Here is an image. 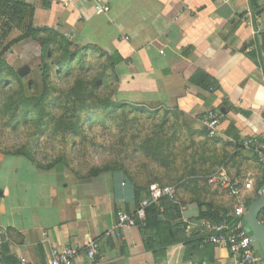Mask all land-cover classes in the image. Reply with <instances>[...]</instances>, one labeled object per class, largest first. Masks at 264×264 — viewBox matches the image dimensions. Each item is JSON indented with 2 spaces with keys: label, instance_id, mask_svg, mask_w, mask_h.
Returning a JSON list of instances; mask_svg holds the SVG:
<instances>
[{
  "label": "crops",
  "instance_id": "crops-1",
  "mask_svg": "<svg viewBox=\"0 0 264 264\" xmlns=\"http://www.w3.org/2000/svg\"><path fill=\"white\" fill-rule=\"evenodd\" d=\"M24 1L35 27L114 61L116 100L138 120L121 123L115 168L98 177L0 154L6 264H50L54 250L67 248L79 251L75 264H230L224 247L192 252L187 243L198 232L199 202L233 212L253 192L239 185L234 196L200 179L224 171L236 181L250 176L255 189L264 180L240 145L264 133V0H95L107 13L89 0ZM209 112L221 116L216 135L203 122ZM152 185L179 194L183 243L148 249L138 226L117 229L118 213L135 211L136 194L146 198ZM93 242L100 250L91 262Z\"/></svg>",
  "mask_w": 264,
  "mask_h": 264
},
{
  "label": "rangeland",
  "instance_id": "rangeland-1",
  "mask_svg": "<svg viewBox=\"0 0 264 264\" xmlns=\"http://www.w3.org/2000/svg\"><path fill=\"white\" fill-rule=\"evenodd\" d=\"M41 57V44L34 42L16 46L4 58L15 72L25 69V74L16 79L9 74L0 78V154L32 153L46 167L81 177H88L93 169L114 170L119 127L138 119L121 109L112 108L111 113L102 108L106 98L116 99L114 77L96 94L88 86L99 79L102 66L108 67L107 59L101 61L94 55L77 67L90 68L88 73L75 71L61 77L53 72L51 80L43 75ZM109 73L113 75L110 69ZM92 92L98 99L90 97ZM78 97L82 98L80 102ZM93 111L94 123L88 121L87 128L75 137L67 125L80 127L84 116ZM201 180L204 184L208 179ZM256 197L252 192L245 195L244 201L247 204ZM254 247L260 251L258 243Z\"/></svg>",
  "mask_w": 264,
  "mask_h": 264
},
{
  "label": "trees",
  "instance_id": "trees-1",
  "mask_svg": "<svg viewBox=\"0 0 264 264\" xmlns=\"http://www.w3.org/2000/svg\"><path fill=\"white\" fill-rule=\"evenodd\" d=\"M35 18V8L32 5L27 4L24 0H0V78L9 74L15 79L19 78L20 71L15 72L12 67H10L4 60L6 54L10 53L16 46L20 45L22 42L32 40L37 43L42 44V69L43 75L45 78H53V72L55 75H61V77L66 76L69 73H74L75 71H80L82 74L88 73V69H77L78 65L81 63L86 64V61L91 59L92 56L97 55L98 58L102 61L107 59L108 67L105 65L102 66V73L99 76V79L94 80V82H89L90 88L93 89V92L98 93L99 89L102 88L107 81H112L113 77L116 81V86L118 83L117 71L114 61L103 53H99V50L94 49L91 51L90 47H81L75 43L67 40L66 38L58 35L56 32L52 31L49 28H38L34 26ZM92 52L93 54H91ZM58 54L61 55L58 59ZM84 58V61L80 62V58ZM77 65V66H76ZM109 69L112 71L113 75L109 73ZM49 80V81H51ZM50 87V85L48 86ZM90 96L92 99H98L94 96V93ZM116 95V87H115ZM62 99V98H60ZM78 102L82 100L81 97H78ZM105 111L112 113V108L121 109L129 107L126 104L118 102L116 99L110 101L107 98L102 103ZM57 107L56 104H54ZM99 109V108H96ZM101 109V108H100ZM94 111L88 112L84 116V122L80 127L76 129L70 126V130L73 131V135L79 136L83 130H85L88 121L91 120L94 123ZM73 118L76 119V115H73ZM69 121L73 122L74 120L70 119ZM91 124L89 127L92 129ZM13 155H22L30 159L32 162L37 164L39 167L45 170H51V166L46 167L40 163L32 153H6ZM108 172L107 169H93L88 177H98L103 173ZM77 177L79 176L76 174ZM253 180V179H252ZM236 181V180H234ZM244 178L239 180V185L243 186L246 191H252L257 194L256 199L248 201L245 205L247 208L254 203L260 197V192L264 190V180L255 189L254 185L251 190H247L244 185ZM208 183V180H207ZM242 183V184H241ZM212 186V185H210ZM213 188H216L212 186ZM220 189V188H216ZM176 195V200L178 203H173L168 199H162L159 203L153 204L146 209V216L144 219H138L135 216L136 226H138L143 232L146 239V246L148 249H155V247L166 248L176 244L183 243L185 240L183 235L187 228L185 224H177L176 221L182 217V200L179 197V194ZM149 198V194L146 198H142L140 193L136 194V207L135 211L128 212L130 215H135L136 211L140 208L141 204ZM201 210V214L197 220V224H201L204 221H211L215 223H221L224 221H233L235 218V210L232 212L230 209H219L214 207L211 204L198 203ZM161 218H164L162 221ZM260 220L264 224V212L260 215ZM195 239L187 243L189 249L192 252L197 250H205L210 248L209 244L204 243V237H202L198 232L194 237ZM262 257L261 251L258 252Z\"/></svg>",
  "mask_w": 264,
  "mask_h": 264
},
{
  "label": "built area",
  "instance_id": "built-area-1",
  "mask_svg": "<svg viewBox=\"0 0 264 264\" xmlns=\"http://www.w3.org/2000/svg\"><path fill=\"white\" fill-rule=\"evenodd\" d=\"M95 5V9L99 12L107 13L110 11L109 7L97 4L95 0H89ZM203 122L208 129L210 135H216L221 125V116L217 112H209L203 118ZM241 148L245 151L252 152L257 161L264 169V133L258 137H249L241 141ZM244 185L247 190L253 188V180L250 176L244 177ZM208 183L216 188H220L230 192L234 196H239V181L231 179L226 172L221 171L208 179ZM264 192L261 191L260 194ZM175 189L171 186L152 185L149 188V198L145 200L135 215H130L125 212L118 213L117 229L125 227L136 226L135 216L138 219H144L146 216V209L159 203L162 199H168L173 203H178L176 200ZM248 208L245 204L240 205L235 210V218L233 221H224L215 223L211 221H204L197 225L198 233L204 237V243L215 247H224L229 250L232 255L230 264H259L260 259L256 255L254 242L252 236L247 232L244 216ZM3 232H0V264H6L1 253L4 246ZM118 237L121 236L119 230L116 231ZM100 250L99 243L93 242L88 245L86 255L89 261H94ZM79 255V251L73 248L62 250H54L50 264H75ZM17 264H30L26 258H21Z\"/></svg>",
  "mask_w": 264,
  "mask_h": 264
},
{
  "label": "water",
  "instance_id": "water-1",
  "mask_svg": "<svg viewBox=\"0 0 264 264\" xmlns=\"http://www.w3.org/2000/svg\"><path fill=\"white\" fill-rule=\"evenodd\" d=\"M25 74V69L20 71V75ZM264 212V192L259 199L252 203L246 215L244 223L247 232L252 236L254 243H258L264 260V224L260 220V215Z\"/></svg>",
  "mask_w": 264,
  "mask_h": 264
}]
</instances>
